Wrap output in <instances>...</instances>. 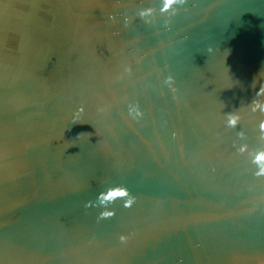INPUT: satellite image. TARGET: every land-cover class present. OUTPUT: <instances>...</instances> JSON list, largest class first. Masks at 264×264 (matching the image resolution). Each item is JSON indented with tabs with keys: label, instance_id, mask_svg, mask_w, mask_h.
<instances>
[{
	"label": "water",
	"instance_id": "obj_1",
	"mask_svg": "<svg viewBox=\"0 0 264 264\" xmlns=\"http://www.w3.org/2000/svg\"><path fill=\"white\" fill-rule=\"evenodd\" d=\"M162 6L0 0V264H264V0Z\"/></svg>",
	"mask_w": 264,
	"mask_h": 264
},
{
	"label": "clouds",
	"instance_id": "obj_2",
	"mask_svg": "<svg viewBox=\"0 0 264 264\" xmlns=\"http://www.w3.org/2000/svg\"><path fill=\"white\" fill-rule=\"evenodd\" d=\"M186 2L187 0H163V6L160 9V11L171 12L178 4H182ZM192 7H196V5L193 4ZM154 11H155L154 9L142 8L139 12V15L143 18L152 15ZM184 38L187 39V36H185ZM209 51H212V49L210 48ZM173 80H174L173 76L168 77V81L171 84ZM261 110H264V108H262ZM79 111L80 112L84 111L83 107H81ZM142 115H143L142 111H140V109L137 108L136 116H142ZM239 119L240 117L236 112L229 113L227 123L230 127H235L237 126ZM260 128L264 130V122H261ZM241 135H243V133H241ZM239 151L241 153H244L246 151V146L245 145L241 146L239 148ZM253 163L258 166V171L256 172V175L264 176V150L254 152ZM122 198L125 200L124 206L129 208L132 207L136 201V197L130 192V190L126 186H122V185L111 187L106 192L100 194V200L102 203L105 204H107L110 201L114 202L117 199H122ZM113 215H115V211L113 209H108V208H106L105 211L101 213L102 218L112 217ZM126 239H127L126 236H121V240H126Z\"/></svg>",
	"mask_w": 264,
	"mask_h": 264
}]
</instances>
